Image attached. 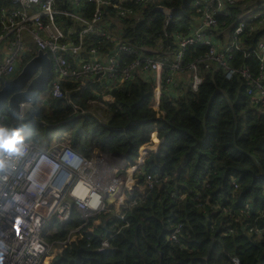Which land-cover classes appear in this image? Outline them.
Wrapping results in <instances>:
<instances>
[{
    "label": "trees",
    "instance_id": "1",
    "mask_svg": "<svg viewBox=\"0 0 264 264\" xmlns=\"http://www.w3.org/2000/svg\"><path fill=\"white\" fill-rule=\"evenodd\" d=\"M84 1L82 13L88 16L96 4ZM192 2H127L122 7L133 6L135 11L126 18L119 20L111 7L105 14L121 22V37L128 43L173 51L174 35L185 34L199 15ZM4 3L7 1L0 0V8ZM158 6L172 15L158 10ZM226 10L216 14V34L223 31L217 40L221 44L229 40L242 22L237 36L239 48L232 51L228 61L233 67H248L256 73L260 62L251 49L264 39V0H235L226 4ZM249 10L252 14L241 18ZM86 42L99 49L109 46L104 38L92 34ZM205 51L201 45L189 48L185 62ZM61 86L70 88L71 83L63 81ZM90 94H74L72 99L84 105ZM112 96V102L95 107L104 123L86 115L71 118L55 129L0 107L2 125H26V140L47 143L54 136L69 133L71 146L86 157L95 150L129 153L131 158L138 155V149L141 153L164 152L147 153L142 170L155 182L137 196L135 204L123 210L124 217L113 219L108 232L99 228L88 239L66 249L53 264H235V260L237 264H264V110L251 104L244 82L236 76L227 80L221 71L210 69L196 91L186 83L174 85L160 97L159 108L165 117L157 137L153 131L150 134L155 117L153 83L126 81L112 91ZM47 99L46 104H37V97L31 99L36 117L50 123L70 118L71 108L64 100ZM139 180L145 185L142 176ZM82 222L73 213L48 240L65 239L69 230ZM102 240L108 242L107 249L92 253L99 250Z\"/></svg>",
    "mask_w": 264,
    "mask_h": 264
},
{
    "label": "built area",
    "instance_id": "2",
    "mask_svg": "<svg viewBox=\"0 0 264 264\" xmlns=\"http://www.w3.org/2000/svg\"><path fill=\"white\" fill-rule=\"evenodd\" d=\"M6 1L0 8V88L17 76V64L21 62L22 66L24 55H34L40 49L47 53L51 63V78L44 87L46 95L64 100L71 108L72 117L66 121L50 123L40 119L42 127L57 128L71 118L86 115L104 123L103 115L95 107L112 102V91L126 81L139 79L153 83L151 106L155 117L150 134L153 131L157 137L165 117L159 108L161 95L172 91L180 82L196 91L210 69L221 71L227 80L235 76L241 79L251 104L264 110V39L251 49L260 62L256 73L248 67H233L228 61L232 51L239 48L237 36L243 29L242 22L235 26L229 40L223 44L217 40L223 31L216 34V14L227 13L226 4L235 0H193L191 4L198 8L199 15L185 34L174 35L176 49L173 51L163 50L161 46L130 44L121 37V22L106 18L107 7L115 9L116 17L121 20L135 11L133 6L122 7L124 3L134 5L146 0H92L96 7L88 16L82 13L84 0ZM157 9L172 15L165 7ZM252 12L246 11L241 18ZM90 34L104 38L109 46L99 49L85 43ZM198 45L206 51L185 62L188 49ZM126 57L130 59L124 60ZM63 81L70 82L71 87L64 89ZM86 91L92 94L84 105L72 99L74 94L80 97ZM26 103L20 104V117ZM3 119L0 114V125ZM69 140V133L52 137L46 146L26 140V154L15 162V168L0 173L2 264H53L66 249L88 239L97 229H111L113 225L109 223L122 219L123 210L153 187L155 178L142 170L148 152L141 153L138 149L134 158L126 153V161L96 158L97 150L86 157ZM69 155L79 157L78 167L66 162ZM139 176L144 178L145 185L140 183ZM93 194L100 197L97 207L89 206ZM99 212L103 217L114 213L103 225L94 222L87 225ZM73 213L80 216L82 224L70 229L63 240H48ZM176 231L171 238H176ZM107 247L108 242L102 240L99 250Z\"/></svg>",
    "mask_w": 264,
    "mask_h": 264
},
{
    "label": "water",
    "instance_id": "3",
    "mask_svg": "<svg viewBox=\"0 0 264 264\" xmlns=\"http://www.w3.org/2000/svg\"><path fill=\"white\" fill-rule=\"evenodd\" d=\"M51 63L47 53L38 50L22 66L21 71L12 80L6 81L0 88V105L4 102L9 111L16 116H20V104L29 102L32 98L37 97V93L42 91L44 83L51 74ZM38 73L32 77L34 72ZM104 248L102 250H105ZM91 251L94 252H101Z\"/></svg>",
    "mask_w": 264,
    "mask_h": 264
},
{
    "label": "clouds",
    "instance_id": "4",
    "mask_svg": "<svg viewBox=\"0 0 264 264\" xmlns=\"http://www.w3.org/2000/svg\"><path fill=\"white\" fill-rule=\"evenodd\" d=\"M26 127V125H20L19 127L9 128L0 125V173L14 169L15 162L26 154L27 145L24 135ZM65 159L73 167H78L81 163L79 157L72 155L67 156ZM99 203L100 197L94 194L91 195L89 206L97 207ZM2 261L3 257L0 256V264H2Z\"/></svg>",
    "mask_w": 264,
    "mask_h": 264
},
{
    "label": "rangeland",
    "instance_id": "5",
    "mask_svg": "<svg viewBox=\"0 0 264 264\" xmlns=\"http://www.w3.org/2000/svg\"><path fill=\"white\" fill-rule=\"evenodd\" d=\"M191 6H193V4H191ZM26 56H27V54L26 55H24L23 56V61H22V65H23V63L26 61ZM20 66H21V62L20 63H18L17 64V69H20ZM11 77V76H10ZM46 94V91L44 90V91H42V92H38L37 93V104H39V102H41L43 99H44V95ZM47 98H49V97H47ZM31 104H32V101H30V102H28V103H26V105H25V112H32V106H31ZM9 128H11V127H9ZM159 138V137H158ZM150 152H153V153H156V152H162V151H150ZM150 152H148V153H150ZM162 153H164V152H162ZM94 156L96 157V158H101V159H103V158H107V160H113V161H117V160H124V161H126V153H119V152H110V153H108V154H101V153H98V152H96L95 154H94ZM147 156V155H146ZM114 213V212H113ZM113 213H109V214H107V215H105L104 217H103V215H101L102 213H97V215L96 216H94L92 219H91V223H99V224H101V225H103L102 223H103V221H106V219H108V218H111L112 217V215H113ZM106 230L107 231H109V227H107L106 228Z\"/></svg>",
    "mask_w": 264,
    "mask_h": 264
},
{
    "label": "crops",
    "instance_id": "6",
    "mask_svg": "<svg viewBox=\"0 0 264 264\" xmlns=\"http://www.w3.org/2000/svg\"><path fill=\"white\" fill-rule=\"evenodd\" d=\"M25 63V62H24ZM24 65V64H23ZM22 65V66H23ZM22 66H21V68L18 70V73L21 71V69H22ZM51 67V66H50ZM18 73L16 74V75H18ZM38 73V71H36V72H34L33 74H32V77L33 76H35L36 74ZM51 73H52V71H51ZM51 78V74H50V76H49V78H48V80ZM48 80L44 83V85H43V87L41 88L42 89V91H44V87L46 86V84H47V82H48ZM42 91H40V92H42ZM45 97H44V99L41 101V102H43L44 104H46L47 103V97H48V95H44ZM6 106V103L4 102L2 105H0V107L1 106ZM11 112V111H10ZM16 115V114H15ZM23 115H28V116H26L27 117V120L28 121H34L35 123H40L38 120H40L38 117H36V115H34V113H32V112H24V114ZM18 117V116H17ZM22 117V116H21ZM20 117V118H21ZM30 123V122H29ZM39 144H40V146H46V142H45V140L44 141H39Z\"/></svg>",
    "mask_w": 264,
    "mask_h": 264
},
{
    "label": "bare ground",
    "instance_id": "7",
    "mask_svg": "<svg viewBox=\"0 0 264 264\" xmlns=\"http://www.w3.org/2000/svg\"><path fill=\"white\" fill-rule=\"evenodd\" d=\"M79 193H81V192H79Z\"/></svg>",
    "mask_w": 264,
    "mask_h": 264
}]
</instances>
